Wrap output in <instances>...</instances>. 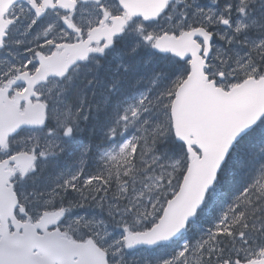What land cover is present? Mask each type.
Wrapping results in <instances>:
<instances>
[{"label":"snow or ice","instance_id":"6c2138e0","mask_svg":"<svg viewBox=\"0 0 264 264\" xmlns=\"http://www.w3.org/2000/svg\"><path fill=\"white\" fill-rule=\"evenodd\" d=\"M0 264H264V0H0Z\"/></svg>","mask_w":264,"mask_h":264}]
</instances>
